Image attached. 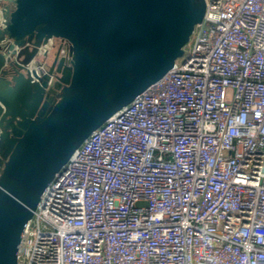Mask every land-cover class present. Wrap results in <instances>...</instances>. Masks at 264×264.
Segmentation results:
<instances>
[{"label":"built area","instance_id":"1","mask_svg":"<svg viewBox=\"0 0 264 264\" xmlns=\"http://www.w3.org/2000/svg\"><path fill=\"white\" fill-rule=\"evenodd\" d=\"M205 5L44 189L17 264H264V0Z\"/></svg>","mask_w":264,"mask_h":264},{"label":"water","instance_id":"2","mask_svg":"<svg viewBox=\"0 0 264 264\" xmlns=\"http://www.w3.org/2000/svg\"><path fill=\"white\" fill-rule=\"evenodd\" d=\"M205 0L0 1V264L44 189L183 56Z\"/></svg>","mask_w":264,"mask_h":264},{"label":"rangeland","instance_id":"3","mask_svg":"<svg viewBox=\"0 0 264 264\" xmlns=\"http://www.w3.org/2000/svg\"><path fill=\"white\" fill-rule=\"evenodd\" d=\"M177 61H181V59H178Z\"/></svg>","mask_w":264,"mask_h":264}]
</instances>
